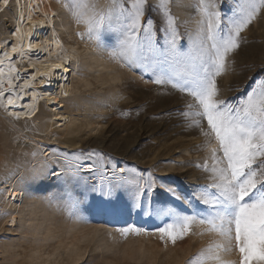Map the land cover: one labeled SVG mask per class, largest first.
I'll list each match as a JSON object with an SVG mask.
<instances>
[{
  "label": "rangeland",
  "instance_id": "rangeland-1",
  "mask_svg": "<svg viewBox=\"0 0 264 264\" xmlns=\"http://www.w3.org/2000/svg\"><path fill=\"white\" fill-rule=\"evenodd\" d=\"M62 2L54 13L52 27L56 30V23L62 20H68L73 27L69 30L71 34L58 32L55 37L66 39L78 49L68 61L74 71L71 92L61 97V111L69 114L70 120L65 124L56 121L48 131L39 122L10 121L0 112V205L4 203L2 185L16 177L25 190L37 186L38 181L28 178L35 168L45 165L48 169H60L66 154L77 149L85 152L96 149L106 154L118 168L129 170L125 175H133L130 171L133 169L145 175L146 170H150L180 193L191 192L196 186L205 184L208 173L197 165L209 160L210 148L217 142L203 136L198 129L188 128L178 115L184 109V102L191 97L170 85L153 83L152 75L140 68L121 67L122 62L110 60L107 51L98 48L96 41L81 39L77 32L84 31L85 26L75 23L64 7L66 0ZM197 2L171 0L181 51L187 49L197 29L200 19ZM98 4L106 8L110 0H98ZM235 4L236 0H222L218 5L225 21L232 15ZM5 8L7 15L0 18V31L8 33L14 9L10 3ZM148 14L153 15L159 27L160 17L152 12ZM241 37L239 49L230 54L225 72L217 78L219 98L232 104L244 97L257 79L264 77V10ZM104 38L109 44L115 39L114 35ZM157 38L163 45V35L158 33ZM91 54L103 55L113 66L108 70L115 71L119 78L103 83L100 75L106 69L93 64ZM50 111L49 106H42V114ZM125 112L127 114L122 115ZM203 123L207 128L206 120ZM45 149L48 150L44 152ZM42 179L36 197L44 202L37 209V215L30 213L33 199L25 196L16 224L10 225L5 220L0 224V245L5 248L0 264H187L213 238L207 233L203 236L190 234L175 245L168 243L166 246L158 236L150 234L159 226L157 221L144 212L100 215L93 207L95 196L73 209L74 214L70 216L66 208L69 201L65 184L56 177L51 179L48 172ZM164 201H169V197L161 191L151 203L156 205ZM175 206L183 207L178 201ZM2 215L0 213V217ZM133 221L147 227L149 234L121 238L116 228ZM198 232L199 227L194 225L193 233ZM228 258L238 259V253Z\"/></svg>",
  "mask_w": 264,
  "mask_h": 264
},
{
  "label": "snow or ice",
  "instance_id": "snow-or-ice-1",
  "mask_svg": "<svg viewBox=\"0 0 264 264\" xmlns=\"http://www.w3.org/2000/svg\"><path fill=\"white\" fill-rule=\"evenodd\" d=\"M219 4L222 0H198L200 19L185 51L178 46L180 34L171 0H110L106 8L98 0H66L64 4L75 23L85 26L77 32L81 39L96 41L110 60L122 62L121 67L140 68L152 75L153 83L170 85L191 97L178 115L188 128L217 142L210 148V162L197 165L208 173L207 182L180 193L150 170L147 175L135 169L130 170L133 175H125L129 170L118 168L96 149L67 153L63 167L57 166L60 171L51 174L66 186L70 216L95 196L93 207L100 215L144 212L157 221L159 226L150 234L166 246L190 234H210L213 238L187 264H264V77L236 104L220 99L217 85L230 54L240 47L241 33L264 10V0H236L226 21ZM149 12L160 17L159 27ZM158 33L163 35V45ZM106 35H114L113 43L105 41ZM42 175V170H33L34 179ZM161 191L170 202L153 205L152 199ZM177 201L182 208L175 206ZM194 225L198 233H193ZM116 232L126 239L149 234V229L133 221ZM234 252L238 259L228 258Z\"/></svg>",
  "mask_w": 264,
  "mask_h": 264
},
{
  "label": "bare ground",
  "instance_id": "bare-ground-1",
  "mask_svg": "<svg viewBox=\"0 0 264 264\" xmlns=\"http://www.w3.org/2000/svg\"><path fill=\"white\" fill-rule=\"evenodd\" d=\"M62 1L0 0V11L2 10L0 18L7 15L5 7L9 3L14 9L11 30L7 31L8 33L0 31V92H3V95L0 96V112L10 121L17 120L35 124L39 122L41 125L44 124L43 127L46 130L50 131L56 121L65 124L70 120V115L61 111L63 108L61 97L66 96L65 93L68 95L71 92V75L74 71L68 61L78 49L66 39L58 40L55 37L56 33L69 32L73 27L68 20L56 23L58 26L55 28L56 30L52 27V23L55 21L54 13L61 6ZM66 55L68 59H65ZM90 56L93 64L107 70L104 73L102 71L100 75L103 83L119 78L115 71L108 70L113 66L104 60L103 55L91 54ZM57 64L60 67L54 68L53 65ZM45 73L47 75H44ZM9 80H11V84H9ZM10 99L15 103L9 104ZM43 105L51 108L48 114H42ZM14 114H18L19 118ZM47 150L45 149L44 152ZM35 169L42 170L41 178L34 179L33 173L29 174L28 178L32 182L38 181V185L42 183L46 172L52 179L56 176L51 173L60 171L58 168H52L50 172L45 165H39ZM19 182V179L14 177L10 182L1 186L4 203L0 205V213H3L0 217V224L4 220L10 225L16 224L19 210L26 201L25 196H27L26 199H33L30 205L32 207L31 215H35L37 209L44 202L36 197L38 185L29 186L25 190ZM46 207L48 206L46 205ZM4 249L0 245V257L4 253ZM27 264H32V262Z\"/></svg>",
  "mask_w": 264,
  "mask_h": 264
}]
</instances>
